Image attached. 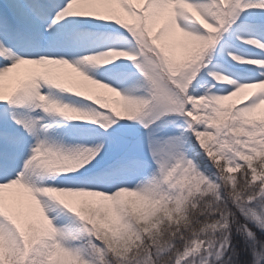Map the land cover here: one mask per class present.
<instances>
[{
  "label": "snow or ice",
  "instance_id": "obj_1",
  "mask_svg": "<svg viewBox=\"0 0 264 264\" xmlns=\"http://www.w3.org/2000/svg\"><path fill=\"white\" fill-rule=\"evenodd\" d=\"M0 264H264V0H0Z\"/></svg>",
  "mask_w": 264,
  "mask_h": 264
}]
</instances>
